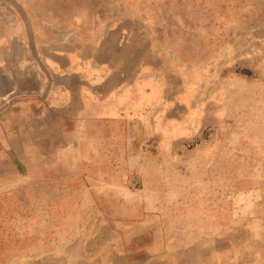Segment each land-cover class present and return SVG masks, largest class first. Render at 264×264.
Instances as JSON below:
<instances>
[{"label":"rangeland","instance_id":"374dc122","mask_svg":"<svg viewBox=\"0 0 264 264\" xmlns=\"http://www.w3.org/2000/svg\"><path fill=\"white\" fill-rule=\"evenodd\" d=\"M0 264H264V0H0Z\"/></svg>","mask_w":264,"mask_h":264}]
</instances>
